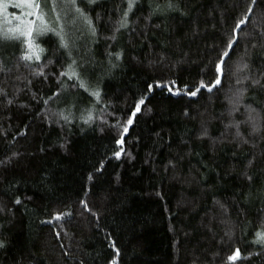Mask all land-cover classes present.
<instances>
[{
	"label": "trees",
	"instance_id": "1",
	"mask_svg": "<svg viewBox=\"0 0 264 264\" xmlns=\"http://www.w3.org/2000/svg\"><path fill=\"white\" fill-rule=\"evenodd\" d=\"M41 1L0 31V264H264V0Z\"/></svg>",
	"mask_w": 264,
	"mask_h": 264
},
{
	"label": "rangeland",
	"instance_id": "2",
	"mask_svg": "<svg viewBox=\"0 0 264 264\" xmlns=\"http://www.w3.org/2000/svg\"><path fill=\"white\" fill-rule=\"evenodd\" d=\"M0 0V31L31 41L36 22L45 23L49 13L40 0Z\"/></svg>",
	"mask_w": 264,
	"mask_h": 264
}]
</instances>
